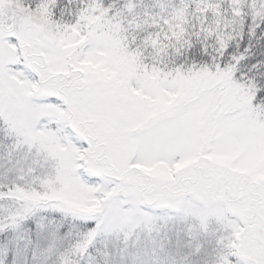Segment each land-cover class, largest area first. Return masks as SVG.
I'll use <instances>...</instances> for the list:
<instances>
[{
    "label": "snow or ice",
    "instance_id": "6c2138e0",
    "mask_svg": "<svg viewBox=\"0 0 264 264\" xmlns=\"http://www.w3.org/2000/svg\"><path fill=\"white\" fill-rule=\"evenodd\" d=\"M0 264H264V0H0Z\"/></svg>",
    "mask_w": 264,
    "mask_h": 264
}]
</instances>
